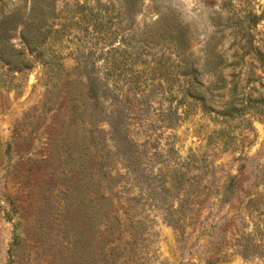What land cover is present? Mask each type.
Instances as JSON below:
<instances>
[{"label": "rangeland", "instance_id": "obj_1", "mask_svg": "<svg viewBox=\"0 0 264 264\" xmlns=\"http://www.w3.org/2000/svg\"><path fill=\"white\" fill-rule=\"evenodd\" d=\"M133 3L57 0L38 57L21 28L10 39L32 65L0 62V264H264V247H241L248 235L264 246V0ZM22 4L1 0L0 20ZM249 13L259 17L254 27H227ZM218 22L226 87L208 97L213 110L187 97L179 124L165 128L162 112L187 87L183 49L168 34L183 28L201 67ZM243 33L259 54L243 55ZM92 67L109 90L96 113L82 75ZM121 108L120 127L141 154L137 175L125 172L108 134L105 118ZM174 168L188 179L177 190ZM159 169L165 182L151 180ZM160 184L170 192H154ZM181 200L173 228L163 218Z\"/></svg>", "mask_w": 264, "mask_h": 264}, {"label": "trees", "instance_id": "obj_2", "mask_svg": "<svg viewBox=\"0 0 264 264\" xmlns=\"http://www.w3.org/2000/svg\"><path fill=\"white\" fill-rule=\"evenodd\" d=\"M128 1L132 5L134 4L133 0ZM56 2L57 0H23L22 5L10 10L9 13L0 20V62L16 70H26L30 68L32 61L26 58L25 52L14 48V46L10 44V39L15 35L17 29L21 28L20 38L25 49L29 54H34L36 57L41 56L44 42L53 32V22L56 19ZM128 12H132L130 6L128 7ZM258 20V16L249 13L244 20H236L231 25H227V27L235 26L238 28L239 32H246L251 27H254ZM97 24L98 26H103L104 22L98 21ZM215 26L217 31L210 37V40L205 45L201 67L199 66L198 59L193 58L191 53H186V44L188 40L186 31L183 28L173 26L170 34H168L169 38L175 40L183 49L181 53L182 66L179 68L178 75L180 74L183 77H187V87L180 91L181 95L179 98L177 96L173 97V100H176L175 105L172 106L169 104L162 112L159 122L165 128L172 129L179 124L181 121V114L178 112V109L179 106L181 104L184 105L185 102L186 106L189 105L186 101L187 97L199 101L204 110H213L211 103H208V97L213 96L214 91L218 92L226 87V78L223 75L225 59L223 54L217 49L223 38V28H221L222 25L219 22L216 23ZM217 34L220 35L218 36ZM243 37L246 38L245 43L239 48L241 50L247 48V51H245L243 55H248L251 52L259 54V49L253 46V38L250 33H243ZM242 57L243 56H241V59ZM202 74H208L211 77L208 85L203 84L201 80ZM82 75L86 81V94L90 100V111L96 113L97 110L102 108L103 99L108 98V87L104 85L103 78L94 71L93 67L89 70L83 69ZM175 79L174 77L172 82H174ZM234 91L232 92L234 93ZM232 109V101L226 102L224 115L229 116ZM122 119H124L122 108L119 109V111L113 110L107 115L105 120L110 127L108 134L115 148V153L121 158L125 172L137 175L141 154L140 151H138L136 143L128 137L127 133L120 127V124L123 123L120 121ZM158 172L159 174L151 177V180L160 179L162 177L165 182V173L161 169H159ZM169 176V184L174 190L181 188L188 180L185 172L178 168H174ZM233 180L234 177H230L226 192H229L234 185ZM158 182H160V180H158ZM153 190L154 192H162L165 195L170 192L169 188L162 184ZM184 201L186 200H181L176 209L171 205L166 208V214L163 218L165 224L176 228L181 216L185 214V211L182 209ZM249 239L250 235L242 238L241 247L244 248V250H247L248 247H252V252L255 253L258 247H264L255 244L250 246ZM262 256L264 257V253H262Z\"/></svg>", "mask_w": 264, "mask_h": 264}]
</instances>
